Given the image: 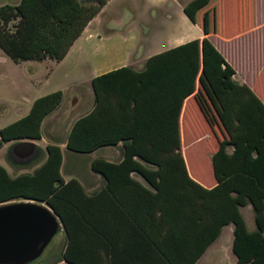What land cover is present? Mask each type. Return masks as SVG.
I'll return each instance as SVG.
<instances>
[{"label":"trees","instance_id":"16d2710c","mask_svg":"<svg viewBox=\"0 0 264 264\" xmlns=\"http://www.w3.org/2000/svg\"><path fill=\"white\" fill-rule=\"evenodd\" d=\"M107 1L3 3L0 50L13 63L59 62ZM209 1L183 6L203 32L212 28L191 11ZM222 65L206 40H192L148 57L139 71L121 67L92 78V108L72 123L64 149L88 155L120 145V161L92 160L89 169L102 185L87 194L74 179L63 181L60 149L47 145L30 173L11 178L0 167V204L33 201L54 213L65 241L52 264H194L225 225L232 227L235 264H264V106ZM193 94L209 125L226 136L209 159L213 188L188 177L179 153L178 115ZM60 101V91L35 99L0 129V148L38 141L41 121ZM5 160L18 169L31 163H15L8 153ZM246 205L251 232L239 212Z\"/></svg>","mask_w":264,"mask_h":264},{"label":"rangeland","instance_id":"374dc122","mask_svg":"<svg viewBox=\"0 0 264 264\" xmlns=\"http://www.w3.org/2000/svg\"><path fill=\"white\" fill-rule=\"evenodd\" d=\"M191 1L185 4L183 0L178 2L185 6ZM17 2L18 0H0V5L3 3L14 5ZM202 7L191 11L195 21L203 27L204 24L208 25L212 31L226 39L242 33L253 19L261 20L264 17V0H210ZM177 10L178 3L174 0H110L97 15L98 38L90 39L87 48L85 44H81L82 52L78 56L69 55L62 62L43 60L13 63L0 50V129L23 117L35 99L47 94L63 90V106L69 105L70 98L75 94L84 96L88 86L82 82L96 70L109 68L122 61L131 69L141 70L144 63L141 60L149 53L165 49L169 41L182 34L184 27L177 17ZM209 10L214 18V25L210 21V13H207ZM207 43L223 63L218 67L220 70H224L226 74L229 72L235 74L233 63L243 79L250 83L253 81L257 89L264 88V76L253 80L245 74V55L240 57L236 52L234 54L231 52L236 48L219 45L218 49L222 51V55L210 41ZM207 53L211 56L212 63L217 65L212 54ZM240 85L247 87L245 83ZM196 113L198 121L189 128L194 133L197 131L203 138L197 142H179V153L188 177L204 188H213L215 182L208 158L216 149L218 142L226 136L220 127H211L200 110ZM56 137L62 138V133L58 132ZM8 146L5 145L0 150V167L13 178L19 169L11 167L5 160ZM105 150L102 148L92 156L72 154L64 150L61 175L67 181L74 179L88 192L98 188L102 185V179L90 172L88 162L91 157H104ZM39 159L40 154L37 153V156L28 162L31 163L21 169L24 171L22 174L30 173L33 167H38L41 161ZM242 213L247 225L251 226L248 209H242ZM226 226L222 227L221 236L199 264L227 263L224 261L228 254ZM64 241V233L59 230L41 255L27 264H52L59 259ZM218 247L221 250L220 255L217 254Z\"/></svg>","mask_w":264,"mask_h":264},{"label":"crops","instance_id":"0c3cea01","mask_svg":"<svg viewBox=\"0 0 264 264\" xmlns=\"http://www.w3.org/2000/svg\"><path fill=\"white\" fill-rule=\"evenodd\" d=\"M109 1L110 0H108L107 3ZM162 1H164V0H162ZM174 1H176L178 3L177 17H178L180 23L184 27L182 34L180 36L174 37L171 41H169L167 44V47H165V49H159L158 51H154L152 53H149L145 59L141 60L142 62H144L150 56L161 53V52L166 51L168 49H171L173 47L182 45V44L187 43L189 41L198 40L199 42H202L203 40H206V41H210V43L213 44L217 49H218L219 45L230 46V47H232V49L236 48L235 51L234 50L231 51L233 54H234V52H236L240 57H243L245 55V58H246V67H245L246 73L245 74H248L253 80L255 78H260L261 76H264V17L261 20H259L257 18H256V20L253 19L254 21L252 20L242 33H240L238 35H234L232 37H229V39H226V37L225 38L220 37L222 35H220L216 32H213V31L203 32L201 30V28L195 22H192L184 14V12H183V6L184 5H182V3H179L178 2L179 0H174ZM183 1L185 4L191 0H183ZM106 4H105V6H106ZM97 15L86 25V27L81 32L80 36L73 42V44L69 48L68 52L66 53L65 57L60 62H62L69 55H74L75 57L78 56V54H80L82 52L81 44H85V46L87 48L90 44V39L98 38V35L96 33L97 32L96 29L99 26V23L96 21ZM81 37H83L82 40H79ZM243 47H246V49L244 50ZM238 48H239V50H238ZM218 50L223 55L222 51L220 49H218ZM133 60H134V58L131 59V61H133ZM226 60H227V58H226ZM125 65L126 64L122 61V62H119L115 65H112L109 68L96 70L94 72V74H91L89 78L84 79V81L82 82L83 85L88 86L87 90H85V95L84 96H82V94L73 95L69 100V105H67V106H63V93H64V91L60 90L61 101H60L58 107L41 121L40 128H39L40 138L38 141H32L35 144V146L37 148H39V150L41 151L39 153L40 157H41V159H40L41 161L39 163H41L44 159V156L42 155V151L44 150V147L47 145L58 146L60 149V152H61V157H62V153L65 150L64 144H65L66 136H67V133H68L72 123L75 120H77L78 118L85 116L91 110L93 96H92V92L90 89V80L96 76H99V75L104 74L106 72H109L111 70H115V69L121 68V67H128V65H126V66ZM232 67L234 68V72H235V74H233L231 76L233 81L238 83V84L245 83L247 88L258 99V101L264 106V88L263 89H257L255 87V84L253 83V81H252V83H250L249 81L247 82L246 79H243V76H241L239 74L238 70L235 68V65L233 63H232ZM132 70H134V69H132ZM134 71H137V70H134ZM197 87H198V84L196 83V88ZM196 91H197V89H196ZM196 91L194 92V94L196 93ZM194 94L185 98L181 104V107H180V111H179V115H178V133H179V142L180 143H186V142H192V141L197 142V141L201 140V137L203 138V136L201 134H198L197 131L194 133V131H192L191 128H189L190 126H193L194 122L197 123V121H198V119L196 120V118H197L196 112L197 111L199 112V109H198V106H197L196 101L194 99ZM64 110L66 112H64ZM65 113H67V115H65ZM192 121H193V123H192ZM64 122H66V124H64ZM58 132L62 133V138L56 137ZM10 144L11 143H7V144L2 145L0 150L5 145H10ZM103 149H106L104 157H100V158L91 157L90 161L88 162V166H89L90 162L94 159H102V160L110 162V163H117L120 161V159H121L120 145H117L116 147H106ZM99 150L100 149H98L95 152L88 154V155L92 156L94 153H96ZM211 154L209 155L208 161L210 159ZM62 163H63V160L61 159V166H60L59 172H60V176L63 179V181L66 182L67 179L61 175ZM209 166H210V161H209ZM35 167H33L31 169V171ZM210 169H211V167H210ZM22 173H24V171L19 169L16 173V176L19 174H22ZM213 184H215V183H213ZM98 188L88 192L83 187L85 193H87V194H91L92 192H94ZM244 208L248 209V219H249V221H252V212H251L250 206L247 205ZM244 208H242V209H244ZM242 209H239V212H240V214L244 220L247 231L251 232L254 230L253 221H252L251 226L247 225L246 219L244 218L243 213H242ZM225 229H228V233H227V240H228L227 252H228V254H227V257L224 258V261L226 260V262H227L225 264H235V258L231 254V250H230L231 241H232V227H231V225H227ZM222 231H223V229L221 230L219 236L206 248L204 253L201 255V257L199 259L196 260V262L194 264H199L200 260L203 259V257L206 255L207 251H209V249L215 245V243L217 242V240L221 236ZM263 236H264V231H263ZM217 254L218 255L221 254V250L219 247L217 249Z\"/></svg>","mask_w":264,"mask_h":264},{"label":"water","instance_id":"95a60500","mask_svg":"<svg viewBox=\"0 0 264 264\" xmlns=\"http://www.w3.org/2000/svg\"><path fill=\"white\" fill-rule=\"evenodd\" d=\"M7 153L15 163L37 156L35 144L28 140L11 144ZM59 230L58 218L42 203L0 204V264H27L38 258Z\"/></svg>","mask_w":264,"mask_h":264}]
</instances>
